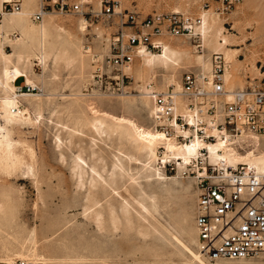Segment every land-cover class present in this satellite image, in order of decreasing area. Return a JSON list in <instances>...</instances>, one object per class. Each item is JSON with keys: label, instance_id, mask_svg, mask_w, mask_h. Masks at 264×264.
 Instances as JSON below:
<instances>
[{"label": "rangeland", "instance_id": "rangeland-1", "mask_svg": "<svg viewBox=\"0 0 264 264\" xmlns=\"http://www.w3.org/2000/svg\"><path fill=\"white\" fill-rule=\"evenodd\" d=\"M98 1L101 0H90L89 5H83V10L87 11L84 17L75 13L54 12L58 21L66 26H72L75 32L78 21L81 18L86 21L84 34L78 35L81 37V51L86 48L92 49L91 55L85 59L86 68L80 67L77 62L69 66L62 62L53 66L50 62V67L43 70L39 62L33 60L32 76L36 86L28 85L33 89L24 88L22 92L41 96L42 117L36 122L26 121L9 127L12 137L20 142L18 150L26 159L29 158L28 147L34 151L33 173L31 174L25 166L11 172L0 171V196L3 189H8L10 193L14 191L12 196L16 198L11 212L14 214V223L10 227L0 229V262L15 264L18 258H14L12 263L4 259L5 255L11 253L13 248L19 249L21 242L17 243V240L24 243L23 241L34 233L36 252L49 257L54 264H196L190 260L177 241L179 239L191 243L193 237V213L197 195L194 177L192 175L177 177L176 165L172 161L161 166L165 174L163 179L137 178L139 174L136 170L139 164L128 161L123 162L127 169L126 176L112 174L115 162L113 155L121 150L131 152L128 142L115 135H103L101 138L78 121L79 112L72 102L77 97L75 94L82 93L85 94V99L92 100L100 108L114 115L127 116L145 126L156 125L138 94L139 89L134 86V77L129 70L130 67L134 68L137 65L136 55L125 70L128 79L119 91L116 89L112 79L116 72L106 66L104 60L110 54V46L118 32L119 17L107 19L97 8ZM115 1L120 9L136 13L139 19L146 15L170 13L176 8L179 9V13L197 17L203 9L215 8L213 0ZM204 3H208L209 8H204ZM219 17L223 19L224 33L232 40V47L240 48L236 60L230 62L231 64L227 63L231 66L226 69L239 77L240 87L246 86L251 79L259 81L264 78V0H242L236 8ZM162 38L195 45V42L186 36ZM4 50L10 52L11 46L4 43ZM192 50L202 52L197 50V47H193ZM225 61L227 62L226 59ZM101 65L105 76L97 78L94 75ZM193 65L189 67L185 65L179 70V74L187 68L201 69L200 65L195 63ZM209 70L210 66L209 69H204V72ZM53 72L55 77L52 75ZM24 77V75L18 77L20 80L15 86L19 85ZM227 80L225 87L229 88L231 84ZM140 83L142 82L139 81ZM155 83L159 89L168 84L164 85L160 77ZM46 93L52 94L50 100H46ZM66 93L68 95L64 98L61 94ZM126 96L133 99L131 102L133 110H126L120 106L119 101ZM34 100L31 96L27 99L22 98L23 104L30 108L33 117L34 109L29 102ZM67 124L77 126L82 134L69 135L63 126ZM158 125L156 128L163 131ZM57 135L63 141L61 148L56 145ZM60 153L64 155V160L61 159ZM77 153H81L88 162L96 160L95 164L100 173L104 177L108 175L106 186H99L98 190L101 191L97 193L99 199L97 208L102 211L99 225L91 217L84 216H87L89 210L83 212L84 208L82 204L80 205L84 202L83 195L87 183L86 186L83 185V189H79L76 184V176L70 164L72 156ZM190 168L195 170L197 167L191 165ZM129 175L137 178V182L129 178ZM171 176L177 177L178 181H174ZM4 241H7L9 246ZM25 245L29 246V242H25ZM4 252L6 254H3ZM34 261H37L35 264H42L38 262L39 260ZM210 263L264 264V258L216 260Z\"/></svg>", "mask_w": 264, "mask_h": 264}, {"label": "bare ground", "instance_id": "bare-ground-1", "mask_svg": "<svg viewBox=\"0 0 264 264\" xmlns=\"http://www.w3.org/2000/svg\"><path fill=\"white\" fill-rule=\"evenodd\" d=\"M2 1L3 0H0V171L11 172L25 166L32 174V161L35 157L34 151L28 147L27 153L29 154V158L26 159L22 152L18 150L20 142L12 137L9 127H14L26 121L36 122L41 118V96H39V94L30 95L25 92L18 94L14 81L17 76L24 75L26 78L24 83L26 85L36 86L35 79L32 76L34 59L39 62L38 64L41 65L43 70H47L46 68L50 67V62L53 66H57L60 62L66 64V66L77 62L80 67L84 68L86 66L85 59L91 55L92 49L86 48V50L81 51V37L78 35L84 34L86 30V21L83 18L78 21L76 32L73 30L72 26H66L58 21L57 14L54 12L44 13L42 20L36 24L33 22L31 16L38 7V0H23L22 8L18 12L3 11ZM97 8L100 11V1H98ZM209 9H203L199 13L202 19V25L199 27L202 52L196 50L194 52L192 50L193 47H197L196 45L176 43L173 40L162 38L161 46L157 51L148 50L144 46L139 47L136 53L137 65L134 68H129L134 77V86L139 89L140 92L138 94L144 105L148 108L149 115L156 125L161 124L162 121L155 119L156 109L153 101L146 94V83L150 80L156 82L157 78L160 77L163 84L174 83L178 87L180 86L179 70L184 68L185 65L187 67L191 64L194 66L193 63L200 65L203 71L204 69H209L210 53H222L227 63H233V61L236 60L240 48L237 46L232 47V40L224 33L225 27L222 23L223 19L221 20L219 17L220 14L216 13L213 9H211L212 11ZM123 10L124 9H120L119 6L116 13H122ZM173 12L179 13L180 11L176 8ZM4 43L11 46L10 52L4 50ZM238 67H236V69ZM228 70L226 69L224 73L225 83L226 79H228L231 87L228 88L226 86V88L234 89L240 87L241 80L239 77ZM52 75L55 77L54 72ZM139 81L142 83L139 84ZM51 95V93H46V100H50ZM61 95L66 98L68 94ZM75 95L76 99L72 103H74L78 109V121L85 125V128L88 126L91 131L101 138L103 135H115L121 139H125L128 142V144H126L132 149L131 152H124L122 150L118 153L115 152V155H113L115 157H113L115 162L113 163L112 174L124 175L127 170L124 163L128 161L139 164L136 170L139 174L137 178L143 177L149 179L155 177L157 179H163L165 178V174L161 166L172 161L176 165L177 177L180 176V178H184L183 173L189 171L191 165L197 167L196 169L194 168L195 170L191 169V171L194 173L196 171L200 172L197 162H199V157H201L204 164L207 162L208 165H212L219 169H223L227 166L236 168L242 165L241 167L244 168V170L253 171L258 177L264 179V140H261L256 135H248L247 137H243L242 140H238L240 145L239 148L232 144V141L227 135L224 138L221 137L216 129L212 130L216 137L215 140H205L194 134L191 129H184L182 131L174 121L171 122L174 131L167 135L164 131L158 130L156 125L151 127L145 126L127 116L114 115L100 108L99 105H96L92 100L85 99V94L78 93ZM28 96L36 100H34V102H29V104L33 106L35 113L34 117L31 115L32 111L30 108L22 102V98L27 99ZM87 98H89V96ZM130 98L131 96H126L125 99L123 98L119 101L120 106L126 110H133V106L131 105L133 99ZM176 112H178V110ZM63 126L66 132L71 136L82 134L81 130L76 128L77 126L73 127L68 124ZM209 130L211 131V129ZM176 133H182L185 136H193L190 137L188 141H180L176 138ZM62 143V138L57 135V147H63ZM159 149H161L160 152ZM92 154H94V151H92ZM60 157L64 160V155L62 153H60ZM194 159H196V161ZM95 161L88 162L81 153H77L72 156L70 166L74 176H76L78 188H82L83 185L86 186L87 183L85 193L83 191L84 195L82 193L84 202L80 203V205L82 204L84 208L83 212L89 210V213L87 216L84 215V213L83 215L87 218L91 217L95 223L99 225L101 224L99 221L101 209L99 210V208H97L99 204L97 193L99 191V186H106L108 182L106 177H108V175L104 177L100 173L101 171L97 168ZM202 166L204 167V165ZM177 177L171 176L174 181H178ZM129 178L135 183L137 182V178H134L132 175H129ZM7 190L8 189H3L0 196L1 230L3 229L1 227H10L14 223V214L11 212L13 211L12 209L16 198L14 199V195L12 196L14 191L10 193ZM100 195H102V193ZM124 204L126 205L125 202ZM141 207L142 206H140V208ZM33 237L34 233H31L30 237L23 241L24 243L17 240V243H22H20L19 249L14 250L13 248L12 252L9 250L11 253L5 255L6 257H4V259L12 263H14V258H18L20 260L25 259L24 261H26V264H35L37 261L34 260H39L38 262L42 264H54L49 257H45L36 252ZM177 241L192 262L196 264H211L210 260L203 257L198 250L195 227L193 228L191 243L183 242L179 239H177ZM25 242H29V246H26ZM4 243H7V241H4ZM6 245L9 246L8 243ZM5 252L3 254H6Z\"/></svg>", "mask_w": 264, "mask_h": 264}, {"label": "built area", "instance_id": "built-area-1", "mask_svg": "<svg viewBox=\"0 0 264 264\" xmlns=\"http://www.w3.org/2000/svg\"><path fill=\"white\" fill-rule=\"evenodd\" d=\"M213 2L214 11L223 15L242 0ZM22 3L23 0H3L2 10L18 12ZM100 3L103 7L100 12L107 19L119 17L118 32L110 46V54L104 60L106 66L116 72L112 79L118 91L128 79L125 70L141 46L159 49L164 36H186L195 42L197 50H202L200 16L170 12L139 19L131 11L116 13L115 0H101ZM89 4V0H38L31 18L40 22L47 12L75 13L84 17L87 11L83 10V5ZM204 8H209V4L204 3ZM102 67H98L95 77L105 76ZM227 67L221 53H212L210 70L184 69L178 87L171 83L159 89L153 80L146 83V94L156 109L155 119L162 121L158 127L169 135L174 131L171 125L174 121L182 131L191 129L205 140H215L212 130L216 129L221 137L227 135L239 148L238 140L248 135L264 140V78L251 79L244 87L227 89L224 77ZM16 88L17 92L33 89L26 84L16 85ZM192 136L176 133V138L184 141ZM197 165L200 172L194 173L190 169L183 174L192 175L196 182L193 222L202 256L210 261L264 258V179L253 171L244 170L242 165L219 169L207 162L204 164L201 157ZM15 264H26V261L18 259Z\"/></svg>", "mask_w": 264, "mask_h": 264}, {"label": "crops", "instance_id": "crops-1", "mask_svg": "<svg viewBox=\"0 0 264 264\" xmlns=\"http://www.w3.org/2000/svg\"><path fill=\"white\" fill-rule=\"evenodd\" d=\"M20 76H22V75L17 76V78H18V77L20 78ZM17 78H16V79H17ZM19 78L15 81L14 84H16V82H17L18 80H20ZM24 81H25V77H24V80H23V81L21 80V81L19 82V85L24 84ZM0 264H8V263L0 262Z\"/></svg>", "mask_w": 264, "mask_h": 264}]
</instances>
